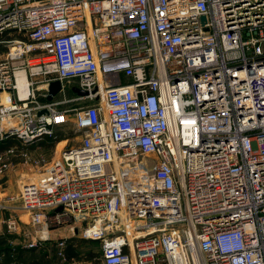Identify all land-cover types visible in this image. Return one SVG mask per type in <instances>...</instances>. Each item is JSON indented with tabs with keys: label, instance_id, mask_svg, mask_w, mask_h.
I'll return each mask as SVG.
<instances>
[{
	"label": "built area",
	"instance_id": "built-area-1",
	"mask_svg": "<svg viewBox=\"0 0 264 264\" xmlns=\"http://www.w3.org/2000/svg\"><path fill=\"white\" fill-rule=\"evenodd\" d=\"M68 129L78 143L49 165L33 155ZM6 140L0 234L22 249L53 242L64 261L77 238L99 244L84 264H264V0H0ZM16 169L30 177L5 195Z\"/></svg>",
	"mask_w": 264,
	"mask_h": 264
},
{
	"label": "rangeland",
	"instance_id": "rangeland-1",
	"mask_svg": "<svg viewBox=\"0 0 264 264\" xmlns=\"http://www.w3.org/2000/svg\"><path fill=\"white\" fill-rule=\"evenodd\" d=\"M61 133H63L62 138H65L64 140H68V141H64L63 143H60L58 145L54 144L51 148L38 147V149H35L36 148L35 146V148L32 149V150H36V152H34L33 155H36L37 153L41 152L46 157L47 165H49L55 158L59 156V153L62 151L63 148L77 144L80 139L79 135L74 134L71 129H68L65 132L59 131L57 134H61ZM13 163L17 164L19 163V160L17 158H14ZM19 172L20 174L17 175L16 180L19 179V176L21 174L23 175V177L24 176L30 177L26 169L20 170ZM14 192H16V188ZM56 233L62 234L64 233V231L63 232L58 231ZM66 234L67 233H65L64 235ZM54 235L56 234L54 233ZM64 235L62 234L61 236L65 237ZM67 244L68 246L66 249V259L64 261L62 258L56 255L53 248L54 247L53 242H47L46 246L43 248H38L36 250H29V251L24 249V250H19L16 253L13 252L12 259H10L11 261L10 264H84L87 262L85 260L86 253L90 252L91 254H93L92 258L99 255V244L97 242L82 241L77 238H74L69 240ZM70 249L77 251L78 253L77 257L71 256L70 258L68 253ZM3 264H6L5 261Z\"/></svg>",
	"mask_w": 264,
	"mask_h": 264
},
{
	"label": "crops",
	"instance_id": "crops-1",
	"mask_svg": "<svg viewBox=\"0 0 264 264\" xmlns=\"http://www.w3.org/2000/svg\"><path fill=\"white\" fill-rule=\"evenodd\" d=\"M122 82L125 83L126 80L122 79ZM42 147L46 148V143L42 144L40 146V148H42ZM17 170L18 169L10 171L7 174L6 178L4 179L5 184H6V188L4 190V194L5 195H17V189H18V186H19V179L16 180V178H17V175L20 174V172L17 171ZM15 188H16V192H14ZM9 205L11 207H13V210L10 211V213L14 214L18 218H20L21 230L22 231H27L33 237L34 236L33 229H31L29 226L25 225V223H27V216L20 210V208H19L20 203L19 202H14V203L12 202V203H9ZM6 216H8L7 213L4 214V217H6ZM21 234L22 233H19V235H21ZM17 241L21 242L22 241V237L21 236H19V237L11 236V235L5 234V232L0 234V245L2 247H4V250L8 252V256H9V257L8 256L4 257L3 254L0 255V262L2 264L4 263L5 260H7V261H5L6 264H10L11 263L10 259H12V253L13 252L16 253L19 250H24L21 247L15 245V242H17Z\"/></svg>",
	"mask_w": 264,
	"mask_h": 264
},
{
	"label": "trees",
	"instance_id": "trees-1",
	"mask_svg": "<svg viewBox=\"0 0 264 264\" xmlns=\"http://www.w3.org/2000/svg\"><path fill=\"white\" fill-rule=\"evenodd\" d=\"M61 137H62L61 134H56V136H55L54 139H48L47 142H46V148H47V147L51 148V147L55 144L56 141H60ZM13 143H14L13 140H6V141H4V142H0V152H2L3 150H5L7 147H9L10 145H12ZM68 253H69L70 258H71V256H72V257H77V255H78L77 251H75V250H73V249H70ZM1 254H3L4 257H5V256H8V252L5 251V250H4V247H2V246L0 245V255H1ZM85 255H86L85 260H86L87 262H90V261L93 260V258H92V257H93V254H91L90 252L86 253ZM94 256H95V255H94ZM8 257H9V256H8ZM6 258H7V257H6ZM6 258H5V259H6ZM5 261H7V260H5ZM0 263H1V262H0ZM1 264H2V263H1Z\"/></svg>",
	"mask_w": 264,
	"mask_h": 264
},
{
	"label": "water",
	"instance_id": "water-1",
	"mask_svg": "<svg viewBox=\"0 0 264 264\" xmlns=\"http://www.w3.org/2000/svg\"><path fill=\"white\" fill-rule=\"evenodd\" d=\"M202 20H204V19H202ZM48 90H49V94H48L46 100L49 102V101H51L52 97H54L59 92L60 83L58 81L50 83ZM72 92L78 96L86 95V93L79 91L77 89H72ZM43 112L44 111H41L40 113H38V115L42 114Z\"/></svg>",
	"mask_w": 264,
	"mask_h": 264
},
{
	"label": "bare ground",
	"instance_id": "bare-ground-1",
	"mask_svg": "<svg viewBox=\"0 0 264 264\" xmlns=\"http://www.w3.org/2000/svg\"><path fill=\"white\" fill-rule=\"evenodd\" d=\"M18 86L21 88L24 86V76L23 74H20L18 77Z\"/></svg>",
	"mask_w": 264,
	"mask_h": 264
}]
</instances>
